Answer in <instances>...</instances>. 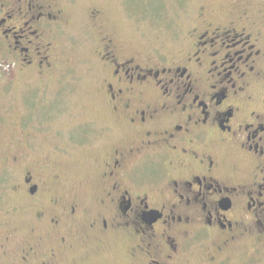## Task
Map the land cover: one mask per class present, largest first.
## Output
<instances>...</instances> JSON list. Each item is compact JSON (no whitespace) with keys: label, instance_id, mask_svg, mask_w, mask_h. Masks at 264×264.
<instances>
[{"label":"flooded vegetation","instance_id":"af4514ba","mask_svg":"<svg viewBox=\"0 0 264 264\" xmlns=\"http://www.w3.org/2000/svg\"><path fill=\"white\" fill-rule=\"evenodd\" d=\"M260 35L249 24L196 23L171 55L148 56L113 35L93 37L90 100L66 121L57 112L77 96V0H0V158L10 157L0 169V237L9 230L0 264H63L60 229L67 218L82 225L87 205L67 210L61 168L45 154L85 166L98 155L100 214L89 228L123 235L138 264H183L210 245L226 253L213 264H231L242 245L264 239ZM24 220L52 243L37 260L33 250L8 253ZM260 251L241 264L259 262Z\"/></svg>","mask_w":264,"mask_h":264},{"label":"rangeland","instance_id":"374dc122","mask_svg":"<svg viewBox=\"0 0 264 264\" xmlns=\"http://www.w3.org/2000/svg\"><path fill=\"white\" fill-rule=\"evenodd\" d=\"M180 1V2H177ZM77 0V84L75 86L76 97H71V105L61 107L57 112L59 117L66 121L80 117V108L88 104L90 100L91 84L94 81L95 72L93 63L95 51L92 47L93 37L113 35L115 40L122 42L129 51L138 50L143 55H150L152 49L171 55L172 45L178 41L191 27L210 24L213 26H226L233 24L243 26L249 24L255 27L260 35V42L264 44V0ZM100 11L101 17L96 21L91 18V11ZM201 14L205 17L201 18ZM93 61V62H92ZM16 83V82H15ZM13 83V84H15ZM34 81V85L40 84ZM12 87H7L11 89ZM55 90L51 87L50 90ZM9 94V93H8ZM61 97L60 99H62ZM68 98V97H66ZM6 99L14 103L17 99L10 96ZM20 99V98H19ZM36 100H41L37 97ZM77 102V104H76ZM86 113V111H85ZM94 117H99L93 114ZM76 132V131H75ZM74 131H65L67 136ZM229 153L225 158L229 159ZM48 158L51 162L57 161L64 176L65 206L67 210L77 203H85L83 208L82 225L66 219V225L60 229L61 235L66 239L65 244L56 245L57 255L55 261L63 264H138L131 255L132 243L123 235H103L92 232L89 222L98 218L99 211L94 208L98 204L100 195L99 167L94 162L98 155H93L91 166H85L84 157L67 156L63 161L61 157L39 155ZM9 156L0 158V169L10 166ZM58 158V160H57ZM36 157L33 156V160ZM0 184L2 179L0 178ZM88 209V211H86ZM31 220V219H30ZM19 227L18 238L12 241L7 249L13 258H22L33 250L32 259L37 260V255L42 249L52 244L45 238L43 231L28 225L26 220L17 224ZM43 230V228L41 227ZM9 230H1L3 236ZM43 238V239H42ZM31 246L30 248H28ZM256 247L261 249L257 255L261 260L256 264H264V239L242 245L238 252L229 258L231 264H241L247 255ZM222 251L210 245L205 253H197L194 260L183 264H213L221 259ZM215 257L211 260L210 256ZM231 255V254H229ZM198 261V262H197Z\"/></svg>","mask_w":264,"mask_h":264},{"label":"trees","instance_id":"16d2710c","mask_svg":"<svg viewBox=\"0 0 264 264\" xmlns=\"http://www.w3.org/2000/svg\"><path fill=\"white\" fill-rule=\"evenodd\" d=\"M177 1V0H176ZM177 2H180V1H177Z\"/></svg>","mask_w":264,"mask_h":264}]
</instances>
